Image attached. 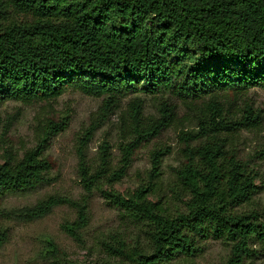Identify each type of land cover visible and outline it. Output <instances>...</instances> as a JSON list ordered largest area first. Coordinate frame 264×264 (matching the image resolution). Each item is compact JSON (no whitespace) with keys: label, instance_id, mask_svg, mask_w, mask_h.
<instances>
[{"label":"trees","instance_id":"16d2710c","mask_svg":"<svg viewBox=\"0 0 264 264\" xmlns=\"http://www.w3.org/2000/svg\"><path fill=\"white\" fill-rule=\"evenodd\" d=\"M258 85L264 87V0H0V112L8 99L49 102L69 89L104 97L106 111L132 95L127 113L134 140L122 147L120 167L111 168L105 144L100 164L92 169L84 151L87 137L79 150L83 195L50 194L14 210L15 216L34 221L67 205L76 218L63 229L82 244L92 195L99 191L145 233V244L121 235L105 243L121 264L191 262L211 238L229 246L227 264H255L264 257L258 173L228 147L224 133L256 128L260 115L250 105L241 115H230L223 101ZM140 93L161 97L160 117H145ZM173 98L199 109L198 130L184 132L187 140L199 143L187 146L176 171L172 193L184 205L174 211L158 193L160 152L149 182L127 195L114 188L135 148L175 121L179 104ZM65 127V122L51 123L41 145L0 163V197L50 184L54 164L45 155L46 143ZM155 194L157 200L151 198ZM7 239L6 230H0V248ZM45 243L46 256L75 264L51 238Z\"/></svg>","mask_w":264,"mask_h":264},{"label":"rangeland","instance_id":"374dc122","mask_svg":"<svg viewBox=\"0 0 264 264\" xmlns=\"http://www.w3.org/2000/svg\"><path fill=\"white\" fill-rule=\"evenodd\" d=\"M156 25H154L155 27ZM192 52H197L194 48ZM259 65V64H258ZM262 66V65H259ZM144 100L145 117H160L161 97L140 93ZM132 95L123 99L119 108L106 111L104 97H95L79 90L69 89L55 100L27 104L8 99L0 112V163L9 155L22 157L30 149L38 147L50 133L51 123H66L64 130L49 136L45 155L53 161L51 182L32 192L0 197V230H6L7 242L0 248V264H63L45 255L47 238H51L66 253L69 263L75 264H121L120 258L112 257L104 246L121 235L127 242L137 239L147 243L140 223L135 221L124 208L106 199L99 191L94 192L90 205V223L80 244L63 229L64 223L76 218L75 209L62 205L49 215L34 221H24L15 216L14 210L34 205L50 194H65L74 198L83 195L84 188L79 173V150L85 146L87 161L92 169L100 164L105 144L111 168L120 167L122 147L134 140L132 119L128 116V103ZM176 119L161 133L135 148L126 175L116 182L114 188L127 195L143 183L149 182L156 152L161 153V176L158 181L159 197L170 200V210H182L183 202L172 193L176 171L184 160L188 145L197 140L186 138L184 132L198 130L199 109H189L176 98ZM252 106L260 115L256 128H241L225 132L228 147L235 148L238 156L249 161L257 171V197L264 206V87L251 88L240 98L229 97L223 107L230 115H241L246 106ZM109 189L106 182L102 185ZM158 199V194L151 196ZM229 246L219 239L205 241L204 251L191 262L176 260L170 264H227ZM68 264V262H67ZM122 264H130L123 262ZM255 264H264L262 257Z\"/></svg>","mask_w":264,"mask_h":264}]
</instances>
